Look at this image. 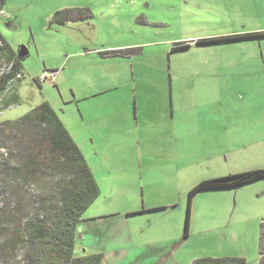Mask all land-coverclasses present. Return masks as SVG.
Returning <instances> with one entry per match:
<instances>
[{"label": "rangeland", "instance_id": "obj_1", "mask_svg": "<svg viewBox=\"0 0 264 264\" xmlns=\"http://www.w3.org/2000/svg\"><path fill=\"white\" fill-rule=\"evenodd\" d=\"M262 33L264 0H5L0 34L27 54L23 77L1 96L16 91L21 102L4 109L0 100V264H33L54 245L29 241L27 226L57 220L69 171L25 166V148H47H33L36 126L7 123L42 101L99 188L80 216L74 256L258 264L264 177L199 189L187 235L184 226L199 181L264 169ZM6 64L1 56L0 73Z\"/></svg>", "mask_w": 264, "mask_h": 264}, {"label": "trees", "instance_id": "obj_2", "mask_svg": "<svg viewBox=\"0 0 264 264\" xmlns=\"http://www.w3.org/2000/svg\"><path fill=\"white\" fill-rule=\"evenodd\" d=\"M4 2L5 0H0V8ZM61 13L57 11L55 15ZM254 35L248 34V36ZM184 46L186 44L178 45L174 48ZM1 56L6 59L7 64L0 73V100H2L1 96L10 82L12 80L20 81L23 77L21 65L23 57L17 55L0 34ZM20 102V96L14 91L2 100L1 107L3 106L5 109L10 105ZM11 121H13L14 125L18 126L24 125L28 128L31 125L36 126V130L33 132V136H31L33 137V148H43L40 147L43 144L47 148L48 154L46 156H42L40 151L32 152L31 145L28 149L25 148V166H28V168L32 166L47 167L48 164H52L54 168L69 171V178L65 182L63 179L60 183L62 189L59 194L58 203L56 204L57 220L52 221L48 226L38 221L27 226L29 241H44L48 239L54 244L46 251L39 250L41 254H37L33 264H99L103 257L101 252L79 256L73 255L80 216L99 194V188L92 170L80 147L73 140L52 105L47 101L40 102L14 120H7V123L10 124ZM30 132H32V129ZM4 171L10 170L5 169ZM259 177H264V169H254L239 174H230L228 176L199 181L189 191L184 235H187L188 230L190 198L196 191L214 187H230ZM261 223L264 224V222ZM262 233L259 243L260 256L258 264H264V231ZM242 261L241 258L236 257H205L196 259L195 263L240 264Z\"/></svg>", "mask_w": 264, "mask_h": 264}, {"label": "water", "instance_id": "obj_3", "mask_svg": "<svg viewBox=\"0 0 264 264\" xmlns=\"http://www.w3.org/2000/svg\"><path fill=\"white\" fill-rule=\"evenodd\" d=\"M27 54V50L24 46H19V49L17 51V55L20 57H24Z\"/></svg>", "mask_w": 264, "mask_h": 264}, {"label": "built area", "instance_id": "obj_4", "mask_svg": "<svg viewBox=\"0 0 264 264\" xmlns=\"http://www.w3.org/2000/svg\"><path fill=\"white\" fill-rule=\"evenodd\" d=\"M47 75L48 74L46 72H43V73L39 74L38 80L39 81H43V80L47 79Z\"/></svg>", "mask_w": 264, "mask_h": 264}]
</instances>
